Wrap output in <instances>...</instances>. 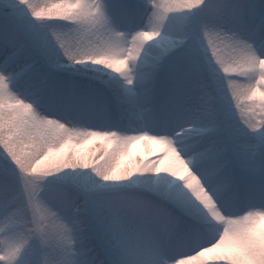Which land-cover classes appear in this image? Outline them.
<instances>
[{
	"label": "snow or ice",
	"instance_id": "obj_1",
	"mask_svg": "<svg viewBox=\"0 0 264 264\" xmlns=\"http://www.w3.org/2000/svg\"><path fill=\"white\" fill-rule=\"evenodd\" d=\"M0 264H264V0H0Z\"/></svg>",
	"mask_w": 264,
	"mask_h": 264
},
{
	"label": "bare ground",
	"instance_id": "obj_2",
	"mask_svg": "<svg viewBox=\"0 0 264 264\" xmlns=\"http://www.w3.org/2000/svg\"><path fill=\"white\" fill-rule=\"evenodd\" d=\"M256 118H257V120H259L260 119L259 115H257ZM99 146H101V143L99 141H97L94 144L89 145L88 150H94L96 147H99ZM151 148H152V146L149 143L142 142L141 145L139 146L138 150H143V151L147 152V151H150Z\"/></svg>",
	"mask_w": 264,
	"mask_h": 264
},
{
	"label": "rangeland",
	"instance_id": "obj_3",
	"mask_svg": "<svg viewBox=\"0 0 264 264\" xmlns=\"http://www.w3.org/2000/svg\"><path fill=\"white\" fill-rule=\"evenodd\" d=\"M49 3L55 2V0H48Z\"/></svg>",
	"mask_w": 264,
	"mask_h": 264
}]
</instances>
